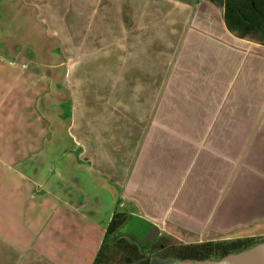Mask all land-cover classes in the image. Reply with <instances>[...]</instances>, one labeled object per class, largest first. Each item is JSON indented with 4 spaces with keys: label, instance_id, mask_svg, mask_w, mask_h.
<instances>
[{
    "label": "crops",
    "instance_id": "0c3cea01",
    "mask_svg": "<svg viewBox=\"0 0 264 264\" xmlns=\"http://www.w3.org/2000/svg\"><path fill=\"white\" fill-rule=\"evenodd\" d=\"M207 4L0 0V264L264 239V45Z\"/></svg>",
    "mask_w": 264,
    "mask_h": 264
},
{
    "label": "trees",
    "instance_id": "16d2710c",
    "mask_svg": "<svg viewBox=\"0 0 264 264\" xmlns=\"http://www.w3.org/2000/svg\"><path fill=\"white\" fill-rule=\"evenodd\" d=\"M213 1L222 7L223 21L231 33L264 45V0ZM125 218L126 214L122 212L112 215L93 264H113V261L121 264H151L156 258L161 259V264H167L178 259L219 258L262 240L236 238L170 246L166 240L158 238L143 253L135 243L117 234ZM153 251L158 253L154 255Z\"/></svg>",
    "mask_w": 264,
    "mask_h": 264
},
{
    "label": "water",
    "instance_id": "95a60500",
    "mask_svg": "<svg viewBox=\"0 0 264 264\" xmlns=\"http://www.w3.org/2000/svg\"><path fill=\"white\" fill-rule=\"evenodd\" d=\"M133 230L140 232L142 227L133 223ZM167 264H264V239L245 249L228 253L219 258L178 259Z\"/></svg>",
    "mask_w": 264,
    "mask_h": 264
},
{
    "label": "rangeland",
    "instance_id": "374dc122",
    "mask_svg": "<svg viewBox=\"0 0 264 264\" xmlns=\"http://www.w3.org/2000/svg\"><path fill=\"white\" fill-rule=\"evenodd\" d=\"M171 4L172 3H181V4H183V5H187V6H191L192 8H194L195 9V14H200V16L201 17H203V14L205 13V10L207 9L206 7H207V2H208V0H168ZM200 9V10H199ZM197 10H199V11H197ZM203 18H205V17H203ZM13 36V35H12ZM257 53V54H256ZM256 53H251V54H249V56L251 57V58H253V57H255V56H257V55H263V54H259V52H256ZM261 58H264L263 56H261ZM263 76H264V68H263V71H261V85H263V83H264V78H263ZM234 82H235V79L231 82V84H230V91H231V89H232V86H233V84H234ZM253 86H254V84L253 83H250V85H249V89L250 90H252V91H254V88H253ZM236 87H237V85H236ZM261 88H264V86H262ZM124 228V227H123ZM164 240H166L168 243H170V246L171 245H178L179 244V242L178 241H175V240H172V239H164ZM180 244H184V243H180ZM154 252V251H153ZM156 253H158V252H154L153 254L155 255ZM117 259V258H116ZM117 261H113V264H121V263H116ZM162 262H161V259H158V258H156L155 259V261H153L151 264H161Z\"/></svg>",
    "mask_w": 264,
    "mask_h": 264
}]
</instances>
